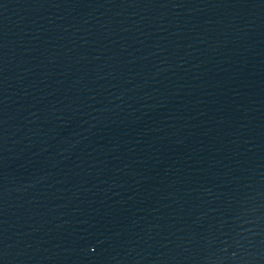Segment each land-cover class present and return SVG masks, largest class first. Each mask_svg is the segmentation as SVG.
Listing matches in <instances>:
<instances>
[{"label": "water", "instance_id": "water-1", "mask_svg": "<svg viewBox=\"0 0 264 264\" xmlns=\"http://www.w3.org/2000/svg\"><path fill=\"white\" fill-rule=\"evenodd\" d=\"M0 264H264V0H0Z\"/></svg>", "mask_w": 264, "mask_h": 264}]
</instances>
